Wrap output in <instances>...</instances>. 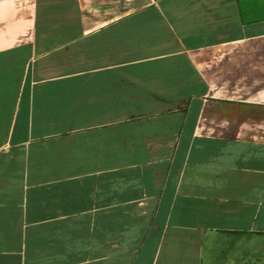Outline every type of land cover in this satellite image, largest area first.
I'll use <instances>...</instances> for the list:
<instances>
[{"label": "crops", "instance_id": "obj_1", "mask_svg": "<svg viewBox=\"0 0 264 264\" xmlns=\"http://www.w3.org/2000/svg\"><path fill=\"white\" fill-rule=\"evenodd\" d=\"M218 237H264V0H0V264Z\"/></svg>", "mask_w": 264, "mask_h": 264}, {"label": "rangeland", "instance_id": "obj_2", "mask_svg": "<svg viewBox=\"0 0 264 264\" xmlns=\"http://www.w3.org/2000/svg\"><path fill=\"white\" fill-rule=\"evenodd\" d=\"M218 239L209 247L204 244L202 264H234V253H238L241 264H264V237L240 239L231 244L223 241L222 237Z\"/></svg>", "mask_w": 264, "mask_h": 264}]
</instances>
